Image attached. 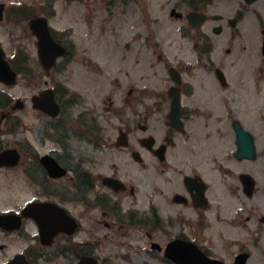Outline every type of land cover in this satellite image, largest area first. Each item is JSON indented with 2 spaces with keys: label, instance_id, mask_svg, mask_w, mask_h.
Wrapping results in <instances>:
<instances>
[{
  "label": "flooded vegetation",
  "instance_id": "flooded-vegetation-1",
  "mask_svg": "<svg viewBox=\"0 0 264 264\" xmlns=\"http://www.w3.org/2000/svg\"><path fill=\"white\" fill-rule=\"evenodd\" d=\"M141 2L0 0V257L20 248L0 264L106 263L101 227L139 237L145 263H264V147L234 98L254 37L264 70V0L168 1L189 55L169 53ZM130 4L140 13L124 37ZM83 8L99 14L62 24ZM104 42L118 67L107 112L78 85L108 73ZM5 65L32 95L9 94Z\"/></svg>",
  "mask_w": 264,
  "mask_h": 264
},
{
  "label": "rangeland",
  "instance_id": "rangeland-1",
  "mask_svg": "<svg viewBox=\"0 0 264 264\" xmlns=\"http://www.w3.org/2000/svg\"><path fill=\"white\" fill-rule=\"evenodd\" d=\"M14 1V0H12ZM168 1H176V0H168ZM167 0H142L141 5L146 7V5H151L152 7V16L154 18H158V20L161 22L162 28L160 30L159 37L162 38L165 41H172L173 48L169 51V53H175V52H183L189 55V47H184L182 50L179 49L180 43H178L177 39L178 36L175 33L177 28V21L176 16L171 15V7L168 5ZM172 2V3H173ZM168 8L164 11L163 8ZM163 7V8H162ZM162 9V10H161ZM228 9V6L220 7L218 8V11L221 13H226ZM139 7L133 4H130L128 7V11L125 9L122 12V15L120 16L119 22H120V28H121V34H123L124 37L129 35V25H131L134 20L136 19V16L139 15ZM99 14L98 11H94L92 14L90 10L83 8L82 10L78 11H71L65 16V20L62 22L63 25L70 23L73 20H78V22L81 24V26L85 23H90L92 21V16ZM104 15V16H103ZM100 13V16L103 19H109L112 22L114 21L113 13L107 17V12L105 14ZM250 22H252L253 16L249 15ZM95 26L97 23L95 22ZM160 25V26H161ZM83 30L87 29L83 28ZM96 35V32H95ZM260 35H258L259 37ZM177 41V43H176ZM259 39L254 37V41L249 44V62L247 67L244 68V76L245 81L244 84L247 87V93H238L236 94V97L240 100V104L242 109L244 110V113L248 117V126L249 129H251L254 133H259L260 137H258L259 146L264 147V70H262V66H259L260 57L257 56V45ZM95 53H98L101 57L106 59L111 67L108 70V73L100 78L98 80V87L94 88L90 77H87V80L84 83H79L78 85L83 88L88 89H98L94 90L95 94L96 92L101 94L100 100H98V105H101L102 100L104 99V107L105 111L107 112V108L109 107V100L110 95L112 94L114 90V79L116 77V71L117 66L115 65L114 60L111 58L113 55L117 54L115 50H113L111 43L104 42V44L99 45L97 48H95ZM154 57V56H153ZM264 64V63H263ZM264 66V65H263ZM23 79H20L15 87L8 88L7 91L10 95H13L14 98L22 99L29 97L33 93V88L27 87L25 83L22 82ZM22 118H24V124L31 125L32 119L29 118L27 113H24V115H21ZM24 130V129H23ZM26 133L29 138L32 137L31 130L29 131L26 129ZM258 136V135H257ZM5 176V175H4ZM15 177L9 176L4 180V190H6V186H9L10 184L14 185V181H12ZM8 180V181H7ZM17 184V183H16ZM8 201H5L4 204L6 206H9L13 204V198H8ZM102 234L106 235L107 238L105 239V247L104 249L98 250V254L106 260V263L102 264H147L145 263L146 254L142 249H139V246L143 245L140 242H137L136 240L139 237H133L130 239L122 238L119 236L113 237L111 234V231L105 230L103 227L99 228ZM98 231V230H97ZM130 237V236H127ZM123 241H126L129 244H132V248H128L126 246H122L121 244ZM20 250L19 247L13 246L10 247L8 250H4V259L7 260L10 258L13 254L17 253ZM2 256V254L0 255ZM32 259H38V264H52L50 263V258L48 254L44 257H35ZM54 264V263H53ZM149 264H161V263H149ZM163 264V263H162ZM165 264V263H164ZM250 264H264V263H250Z\"/></svg>",
  "mask_w": 264,
  "mask_h": 264
},
{
  "label": "water",
  "instance_id": "water-1",
  "mask_svg": "<svg viewBox=\"0 0 264 264\" xmlns=\"http://www.w3.org/2000/svg\"><path fill=\"white\" fill-rule=\"evenodd\" d=\"M196 17L198 19L204 20V17L202 15H196ZM4 82L8 83L9 85H14L16 83V75L13 74L12 72L10 74L5 73L4 74ZM251 148H252V146H251ZM252 150H253V148H252ZM249 157L253 158V154L251 151L249 152ZM80 264H91V263H80ZM176 264H194V263H176ZM201 264H204V263H201Z\"/></svg>",
  "mask_w": 264,
  "mask_h": 264
}]
</instances>
